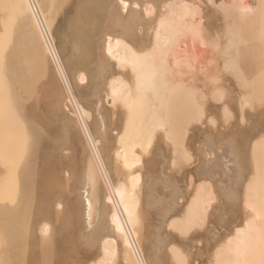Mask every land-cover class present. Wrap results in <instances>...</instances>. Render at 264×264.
Masks as SVG:
<instances>
[{"label": "bare ground", "instance_id": "bare-ground-1", "mask_svg": "<svg viewBox=\"0 0 264 264\" xmlns=\"http://www.w3.org/2000/svg\"><path fill=\"white\" fill-rule=\"evenodd\" d=\"M70 1L5 0L2 9L0 42L7 36L2 73L13 95L7 96L21 110L16 114L28 117L24 130L31 141L22 149L15 126L0 129V264H73L64 263L69 250L62 254L55 244L62 240L68 249L79 224L81 238L99 254L87 264H151L153 255L144 246L158 231L145 224L153 219L147 207L164 176L159 161L171 149L175 101L194 95L204 82L218 81L221 65L234 67V58L221 59L222 52L259 49L249 40L250 19L263 0H80L71 18L73 49L62 58L52 25ZM54 3L57 12L50 16ZM256 34L264 38V27ZM68 75L86 92L84 99L74 95ZM58 84L64 90L59 110L75 109L73 117L63 113L58 122L69 137L67 149L50 142L51 125L43 123L37 102L46 86ZM143 129L153 130L152 136ZM77 151L85 155L83 162ZM73 176L82 181L83 193L79 200L72 194L69 202L62 197L71 193ZM50 223L58 225L55 233L47 232ZM228 243L220 259L213 244L208 264H240L238 237Z\"/></svg>", "mask_w": 264, "mask_h": 264}, {"label": "rangeland", "instance_id": "rangeland-1", "mask_svg": "<svg viewBox=\"0 0 264 264\" xmlns=\"http://www.w3.org/2000/svg\"><path fill=\"white\" fill-rule=\"evenodd\" d=\"M79 3L80 0H71L70 5L63 6L52 25L53 45L57 54L62 58L70 55L73 49L72 22L75 19ZM54 4L55 7L52 6L51 13L56 8V3ZM4 7L5 0H0V19L6 15V12L2 10ZM259 9L258 13L250 19V29L253 32L251 31V37H249V40H252L254 46L259 49L237 50L232 53L222 52L221 59L230 55L234 58V67L229 70L225 68L226 66L221 65L218 75L222 78L219 76L215 83L204 82L194 95L175 101L171 113V123L174 124L171 129L174 130L171 131L168 142L171 149L165 154L167 160L160 159L159 161L165 177L163 176L154 184L150 195L152 202L147 207L153 219L151 223L146 221L145 224H148L151 230L153 226L158 231L150 233L149 244L144 246V250L153 255V258L148 260L151 264H208L211 262L209 254L213 248L217 247V258L220 259L229 240L236 236L244 251V257L240 260V264H264V38H258L256 34L258 27H264V0ZM55 11L57 12L56 9ZM51 13L50 16L54 15ZM68 21L69 24L71 23L70 25ZM68 25L71 26L69 29L72 36L67 28ZM6 37L4 40L2 39L3 43L0 42L1 73L4 71L3 58L1 57L5 56L4 52L7 51ZM66 39H70L67 40L69 45H67ZM65 46L66 48H64ZM49 63L53 68L50 59ZM1 73L0 129H13L15 126V138H18L17 141L23 149L30 145L27 142L31 141L25 131L28 127L24 121L28 117L24 118V115H20L22 112L16 114L19 108L5 85L4 75ZM68 77L74 95L79 100L80 98L84 99L82 96L86 92L76 86L72 76L68 75ZM8 94L12 96L9 95V97ZM63 95L64 90L61 84L52 88L46 86L37 96V102L43 115V123L52 121L53 124H47L48 127L51 125L47 132L50 142H56L61 149H67L66 142L68 143L69 137H66L67 134L63 132V123L61 125L59 121L62 122L64 114L71 117L75 109L69 107L64 112L59 110L57 103L60 102V97ZM10 98L13 100L12 102L9 100ZM91 102L86 100L87 104ZM12 116L13 118L10 119ZM18 117L23 119L19 121ZM22 124L23 126H21ZM55 124L61 125L60 128ZM61 129L63 130L61 131ZM152 132L153 130L149 129L144 133L146 136H152ZM77 144L79 143L77 142ZM78 146L75 147L83 151L81 145ZM73 147V152L78 150L76 148L74 150ZM24 150L26 149L24 148ZM77 152L83 162L85 155L83 156V152ZM168 159H171V163ZM78 176L80 177V175ZM74 178L75 183L73 182ZM77 178L73 176V180L70 182L73 192L70 189L71 193H67L62 199L66 197V200L70 202L73 200L71 197L74 193L78 200L82 197L83 189L81 190L82 185H79L80 182L82 184L81 177L80 182ZM73 184L76 186L74 185L72 188ZM74 199L78 201L76 196ZM78 207L80 206L78 205ZM79 221L82 223L81 219ZM49 225H53L51 226L53 229L48 227L47 232L55 233L58 225L54 223ZM81 227L79 224V229L75 228L74 234H76L75 237L73 234L68 249V244H63L62 240L61 243H58L59 245L55 244L56 249L63 252L62 254H66L68 250L73 252V254L67 252V259L64 260V263L87 264L99 256L96 254L97 252L94 254L95 250L91 249L92 244L81 238L83 236ZM210 230L216 234L215 238L209 237ZM74 238L75 240H73ZM217 241L219 242L218 246ZM97 243L96 245H98ZM74 244L77 250L73 248ZM208 245L212 247H208ZM94 248L97 249L98 246ZM77 251L80 253L76 254ZM208 251L210 253H206ZM88 254L92 255L93 259ZM70 255L74 260L68 259ZM73 255L78 258L76 259ZM112 261L109 262L112 263Z\"/></svg>", "mask_w": 264, "mask_h": 264}]
</instances>
